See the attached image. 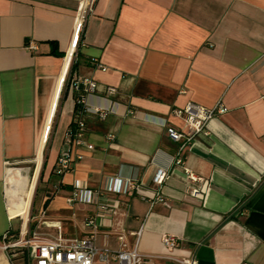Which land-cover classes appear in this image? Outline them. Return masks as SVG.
Instances as JSON below:
<instances>
[{"label": "crops", "instance_id": "1", "mask_svg": "<svg viewBox=\"0 0 264 264\" xmlns=\"http://www.w3.org/2000/svg\"><path fill=\"white\" fill-rule=\"evenodd\" d=\"M80 1L0 0V245L14 218L25 225L28 216L43 239L59 228L83 237L98 191L114 209L99 220L96 248L117 250L120 234L132 248L141 232L148 264H264V0H95L76 42ZM75 79L96 83L85 107L105 116H81V158L57 176ZM188 103L227 111L180 149L167 127H183L172 111ZM184 170L206 182L202 198L191 196ZM156 191L164 202L141 199ZM163 234L178 238L174 250Z\"/></svg>", "mask_w": 264, "mask_h": 264}, {"label": "built area", "instance_id": "2", "mask_svg": "<svg viewBox=\"0 0 264 264\" xmlns=\"http://www.w3.org/2000/svg\"><path fill=\"white\" fill-rule=\"evenodd\" d=\"M94 1H80L77 17L83 2L85 5L83 7L80 29L77 34L75 33L76 42L78 37V42L80 41L85 16L91 11ZM76 42L65 53L64 58H67L69 55L68 66L76 55ZM28 48L33 50L35 49V45L30 43ZM98 67L104 68L100 65ZM71 85L77 93L75 102L78 110L75 112L76 118L73 126L69 127L65 133V148L60 152L55 168V174L57 176H62L69 172L72 169L74 161L81 158L79 154L73 153L74 148L81 146L85 133V124L81 116L85 113L99 115L100 117L105 116V112L102 110L95 108L90 111L85 107V96L95 91L96 83L94 81L90 79H75L72 80ZM107 92L108 94H112L115 90L108 88ZM226 111L227 109L221 104L208 109L193 103H188L182 110L176 109L172 111L174 116L182 118L183 127L177 129L169 126L167 127V134L172 141L180 144V149H183L187 144L191 143L195 136L205 133L206 124L209 120ZM174 163L176 165H182L183 159L178 156ZM7 165L11 166L9 163H6ZM184 174L187 184H191L189 188L191 196L202 198L205 193L206 182L194 176L188 170H184ZM166 178L167 172L159 170L154 175L153 181L157 186H161ZM126 189L137 190L138 185L133 180H127ZM95 196L97 211L94 215H90L84 220V227L87 229V232L83 237H65L59 228L58 235L55 239H43L36 232H30L29 216L25 225L22 222L17 229L9 228L2 235L0 245V250L6 256L7 262L9 264H148L152 257L143 256L137 250L138 238L141 232H132V235H136L137 237L132 248H128L124 234L118 235L120 244L117 250L96 248L95 241L99 233V220L106 219L112 214L114 202L104 197L98 191ZM75 197L76 193H73V197L68 199L67 202L72 203ZM141 199L148 200L151 204L155 201L164 202L160 191H156L153 197L141 195ZM161 242L166 250L172 251L177 247L178 238L170 234H163L161 236ZM161 259H164V261L162 260L153 264H197L195 257L184 259L161 257Z\"/></svg>", "mask_w": 264, "mask_h": 264}, {"label": "rangeland", "instance_id": "3", "mask_svg": "<svg viewBox=\"0 0 264 264\" xmlns=\"http://www.w3.org/2000/svg\"><path fill=\"white\" fill-rule=\"evenodd\" d=\"M31 166H32V164L30 163V164H23V165H19V166H11V167L21 168V169H24V171H25L27 168H29ZM19 179L20 178L17 177L15 181L17 182ZM7 186H9L8 183H7ZM9 189H8V191H9ZM37 203H38V200L35 201V205H37ZM19 218L20 217L16 218L15 220H13L11 222L12 227H14V228L17 227L18 228L20 226V224L22 223V221Z\"/></svg>", "mask_w": 264, "mask_h": 264}, {"label": "bare ground", "instance_id": "4", "mask_svg": "<svg viewBox=\"0 0 264 264\" xmlns=\"http://www.w3.org/2000/svg\"><path fill=\"white\" fill-rule=\"evenodd\" d=\"M0 264H7V263L5 260L4 261L2 260V261H0Z\"/></svg>", "mask_w": 264, "mask_h": 264}, {"label": "trees", "instance_id": "5", "mask_svg": "<svg viewBox=\"0 0 264 264\" xmlns=\"http://www.w3.org/2000/svg\"><path fill=\"white\" fill-rule=\"evenodd\" d=\"M77 110H78V106L75 107V112H76ZM72 126H73V124H72Z\"/></svg>", "mask_w": 264, "mask_h": 264}]
</instances>
